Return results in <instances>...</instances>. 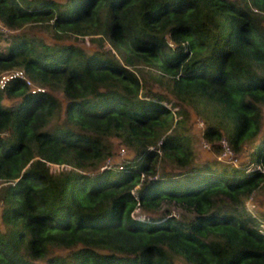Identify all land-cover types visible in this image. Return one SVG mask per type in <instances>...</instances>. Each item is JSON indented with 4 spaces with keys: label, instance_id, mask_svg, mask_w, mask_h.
I'll return each mask as SVG.
<instances>
[{
    "label": "trees",
    "instance_id": "obj_1",
    "mask_svg": "<svg viewBox=\"0 0 264 264\" xmlns=\"http://www.w3.org/2000/svg\"><path fill=\"white\" fill-rule=\"evenodd\" d=\"M16 69L0 86V264H264L244 202L264 186V0H0V73ZM195 100L213 153L226 137L248 159L197 158Z\"/></svg>",
    "mask_w": 264,
    "mask_h": 264
},
{
    "label": "rangeland",
    "instance_id": "obj_2",
    "mask_svg": "<svg viewBox=\"0 0 264 264\" xmlns=\"http://www.w3.org/2000/svg\"><path fill=\"white\" fill-rule=\"evenodd\" d=\"M30 24H35L34 21H28L27 23H25L23 25V29L27 30V27L30 26ZM30 32L31 33H35L37 35H44L48 38L49 41H51L50 43L56 42L55 40V36L53 31L51 30H45L42 27H31L30 28ZM90 37V35H86V36H64L65 41H69L71 43H75V44H80V45H87L86 43H90L88 40V38ZM3 44L5 42H2ZM93 45V44H92ZM104 46L108 47L109 43L107 42V40L105 39V44ZM138 75H141L140 77L145 78L148 81H151V83H153L154 90L156 92H164L166 91V85L164 83H159V82H155L153 80V76L151 75V73H156V74H161L158 73L156 70H154L153 68H149L148 66H138ZM18 70V69H16ZM21 71V70H20ZM7 72L9 71H5L0 73V79L2 77V75H5ZM24 74V72H23ZM162 78L164 81H166L167 76L164 74H161ZM34 84V83H33ZM33 86V85H32ZM40 88H43V86H39ZM38 89V88H36ZM49 89V88H48ZM51 89V88H50ZM52 92H54V94H56L58 97H60V99L63 98V92L59 87L53 88L51 89ZM170 97L173 99L174 102H178L179 99L176 98L175 96H173L170 93ZM5 102H10L11 99H9L8 97L4 98ZM162 102H166V100L164 99V101ZM167 106L171 105V102L168 101L166 102ZM195 104V105H193ZM193 104L191 106L188 107L189 113H190V118L188 123L184 124L186 125L188 128V130L193 134V138H194V146H195V151H196V155L197 158L200 161H203L204 158H212L216 161V165L218 167H221L222 165H228L226 167L231 168V166H236L238 165V163L240 161H242L243 159H248V156L250 155L249 152V145H246L244 148H246L245 152L242 153H238L236 154L235 152H233L230 148H227V141H226V137H222L221 140V145H223V151L220 154H214L213 150H211L210 146H211V142L208 141L207 139H205V137H203V132H204V128H205V119L203 118V112H205V109H209L211 106L210 105H205V104H201L199 102H197L196 100L193 102ZM212 109V108H211ZM175 118H179L178 115H175ZM4 134L6 135L7 132H4ZM259 139V138H258ZM255 142V141H254ZM113 157L110 158V160L112 162L114 161H118L119 159H121V154L122 153H126L125 148L122 146V143L119 142L118 140H114V144H113ZM128 153H132V151H128ZM109 158H106L102 164H106ZM60 164H56V163H51V169L52 170H58V167H62L59 166ZM66 167V166H64ZM158 173V172H157ZM158 175V174H157ZM139 184V182H137L136 186ZM5 185V182H1L0 181V193L2 190V187ZM245 205L247 206L248 209H250L255 215H258V217L261 219L260 221L261 226L264 228V186L263 188H260L258 190L257 194H254L253 197H247L244 200ZM2 200L0 199V214L2 211ZM161 209L162 208H166L169 209L170 211H172V213H174L177 217L180 218H190L192 217V212L185 210L183 207H181V205H179L176 202L173 201H168V200H163L161 203ZM0 226L1 229L5 230L8 226L7 224H5L1 219H0Z\"/></svg>",
    "mask_w": 264,
    "mask_h": 264
},
{
    "label": "built area",
    "instance_id": "obj_3",
    "mask_svg": "<svg viewBox=\"0 0 264 264\" xmlns=\"http://www.w3.org/2000/svg\"><path fill=\"white\" fill-rule=\"evenodd\" d=\"M21 76V77H24V74H23V71L21 70H13V71H9L7 72L5 75H2L1 79H0V86H4L6 81L8 79H10V77H13V76Z\"/></svg>",
    "mask_w": 264,
    "mask_h": 264
},
{
    "label": "clouds",
    "instance_id": "obj_4",
    "mask_svg": "<svg viewBox=\"0 0 264 264\" xmlns=\"http://www.w3.org/2000/svg\"><path fill=\"white\" fill-rule=\"evenodd\" d=\"M38 88V87H37ZM38 89H40V87L38 88ZM227 148H228V146H226ZM109 161H107L106 163H108Z\"/></svg>",
    "mask_w": 264,
    "mask_h": 264
}]
</instances>
